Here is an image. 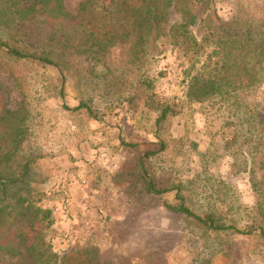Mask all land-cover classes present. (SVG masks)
<instances>
[{
    "label": "rangeland",
    "instance_id": "obj_1",
    "mask_svg": "<svg viewBox=\"0 0 264 264\" xmlns=\"http://www.w3.org/2000/svg\"><path fill=\"white\" fill-rule=\"evenodd\" d=\"M82 1L63 5L74 15ZM212 6L222 21L233 16L234 0H214ZM177 20L171 12L168 21ZM192 57L184 43L173 44L161 31L137 61L124 46L107 50L103 63L91 67L83 57L72 58L62 68L61 101L50 92L60 80L55 71L1 69L0 112L19 106L26 113L25 137L10 166L34 159L29 186L46 193L42 204L52 216L46 240L68 264H264L259 242L202 231L164 209L172 194L152 196L141 188L139 159L158 149L153 120L160 106L182 95ZM231 97L184 104L162 125L164 150L149 157L148 166L181 182L192 211H214L242 229L255 201L264 208V135L250 164L239 154L248 148L240 144L241 131L228 110L235 100L264 114V90L242 89ZM79 102L95 120L62 107ZM252 175L258 196L248 180Z\"/></svg>",
    "mask_w": 264,
    "mask_h": 264
},
{
    "label": "trees",
    "instance_id": "obj_2",
    "mask_svg": "<svg viewBox=\"0 0 264 264\" xmlns=\"http://www.w3.org/2000/svg\"><path fill=\"white\" fill-rule=\"evenodd\" d=\"M213 2L84 0L72 15L65 10L63 0H0V71L4 68L10 72L13 67L51 69L60 80L51 85L50 92L61 101L62 68L72 58L83 57L91 67L103 63L107 50L124 46L131 59L137 61L145 56L149 44L161 31L173 44L184 43L193 55L182 78L184 90L179 98H170L157 110L153 125L158 149L145 152L139 159L141 188L152 196L172 194L170 202H163L164 209L181 215L202 231L231 233L264 247V208L260 201L254 202L247 221L239 229L214 211H192L180 193L181 182L173 181L170 172L156 173L148 166L149 157L164 150L163 139L158 135L162 125L177 116L187 102H224L242 89L264 90V0H234V13L228 21L215 16ZM196 6L202 10L200 13L193 11ZM171 12L178 20L170 23ZM234 105L228 114L235 120L234 127L241 131L240 144L248 148L239 154L244 159L249 157L253 164L264 135V114L235 100L230 107ZM62 107L71 112L82 110L89 119L96 118L83 102L74 108ZM25 118L26 113L19 106L0 112V264H68L46 240L52 216L42 204L46 193L29 186L34 159L26 158L10 166L12 152L25 137ZM234 169L230 164V172ZM248 180L258 196L253 175Z\"/></svg>",
    "mask_w": 264,
    "mask_h": 264
}]
</instances>
